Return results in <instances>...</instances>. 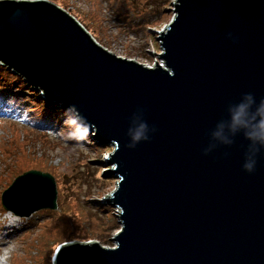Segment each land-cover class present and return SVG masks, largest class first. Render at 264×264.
I'll return each instance as SVG.
<instances>
[{
    "label": "water",
    "instance_id": "1",
    "mask_svg": "<svg viewBox=\"0 0 264 264\" xmlns=\"http://www.w3.org/2000/svg\"><path fill=\"white\" fill-rule=\"evenodd\" d=\"M172 2L156 35L162 63L150 66L110 51L54 1L0 0V64L114 146L96 160L118 179L102 197L117 208L115 246L66 242L55 264H264V150L250 173L244 135H212L243 93L264 98V0ZM139 119L155 131L130 148ZM1 205L22 218L56 210V179L25 171Z\"/></svg>",
    "mask_w": 264,
    "mask_h": 264
},
{
    "label": "rangeland",
    "instance_id": "2",
    "mask_svg": "<svg viewBox=\"0 0 264 264\" xmlns=\"http://www.w3.org/2000/svg\"><path fill=\"white\" fill-rule=\"evenodd\" d=\"M56 3L86 24L97 41L118 56L152 66L156 61L162 63L156 35L174 16L172 0H136L134 5L131 0ZM149 4L159 7V14L142 15V8ZM132 25L139 27L137 31ZM14 90H2L0 100V264H55L58 247L72 241L98 240L115 246L111 237L120 230L117 208L102 197L117 188L118 179L113 174L103 175V170L111 167L109 161L96 160L114 146L97 142L92 134L83 142L65 141L58 135L64 112L56 121L43 123L42 114L55 111L45 108L30 88ZM54 108L57 110V105ZM32 169L55 177L58 208L22 218L2 208L1 195L17 176ZM96 210L100 212L95 216Z\"/></svg>",
    "mask_w": 264,
    "mask_h": 264
},
{
    "label": "clouds",
    "instance_id": "3",
    "mask_svg": "<svg viewBox=\"0 0 264 264\" xmlns=\"http://www.w3.org/2000/svg\"><path fill=\"white\" fill-rule=\"evenodd\" d=\"M69 110H71V114H69ZM228 111V120L217 126V129L212 133L213 138L231 144L234 141L231 137L225 136V129L233 137L242 133L249 141V152L246 153L243 168L250 173L254 172L258 162L257 156L264 150V98L257 99L251 92L243 93L238 101L229 106ZM61 124L62 127L58 130V135L65 141L83 142L88 138L90 124L74 106L69 105L64 110ZM150 131H155V126H150L146 119H139L135 129L129 128L128 147L135 148L141 141L150 140ZM203 151L207 154L210 149L205 148Z\"/></svg>",
    "mask_w": 264,
    "mask_h": 264
},
{
    "label": "trees",
    "instance_id": "4",
    "mask_svg": "<svg viewBox=\"0 0 264 264\" xmlns=\"http://www.w3.org/2000/svg\"><path fill=\"white\" fill-rule=\"evenodd\" d=\"M52 1H54V2H56V0H52ZM136 2V0H131V4L132 5H134V3ZM152 6H154V5H151V4H149V7H145V8H142V15H148L149 17H153V16H155V14H159V12L160 11H156L157 9H159V7H156L155 6V8L154 7H152ZM134 7H136V6H134ZM154 8V9H153ZM138 9V8H137ZM137 17H138V14H135ZM143 17V16H142ZM82 22V21H81ZM136 22H138V21H136ZM82 24L88 29L89 27L86 25V24H84L83 22H82ZM132 28H133V30H135L136 29V31H137V29L139 28V27H137V26H135V25H132L131 26ZM129 28V27H128ZM98 39V38H97ZM8 80H10V83L9 84H7L6 83V81H8ZM22 89V90H24V91H26L27 89H29L30 88V86L28 85V84H26L25 82H24V80L20 77V76H18V75H16V74H14L13 72H11L10 71V69H8L7 67H5L4 65H2V64H0V100L3 98V96H4V94L2 93V90H4L5 91V89H10V90H12V91H15L14 89ZM30 90L32 91V92H34L35 93V96L37 97V99H39V102L45 107V108H48V109H50L51 111H55V112H53V114L51 115V114H49V113H43L42 114V119L41 120H43V123H48V122H50V121H56L57 120V117H60L62 114H63V112H64V110L66 109V108H61V107H58L57 106V110L54 108L57 104H55L54 102H49V101H47V100H45V99H43L41 96H40V94L36 91V90H33L32 88H30ZM23 91V92H24ZM55 113V114H54ZM57 113V114H56ZM69 113H71V111L69 110ZM69 183V182H68ZM71 185V184H70ZM69 190V189H68ZM74 197H77L76 195H73ZM61 205V203L59 202V206ZM89 210H91L90 208H89ZM50 211H52V210H50ZM100 211H98V210H96L95 212H93V213H95V216L96 215H98V213H99ZM101 217H103V216H101ZM100 221L106 226V224H105V222H103V219L102 218H100ZM102 241V240H101Z\"/></svg>",
    "mask_w": 264,
    "mask_h": 264
}]
</instances>
